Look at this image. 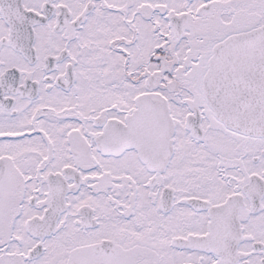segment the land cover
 Here are the masks:
<instances>
[{"label":"snow or ice","instance_id":"snow-or-ice-1","mask_svg":"<svg viewBox=\"0 0 264 264\" xmlns=\"http://www.w3.org/2000/svg\"><path fill=\"white\" fill-rule=\"evenodd\" d=\"M0 264H264V0H0Z\"/></svg>","mask_w":264,"mask_h":264}]
</instances>
